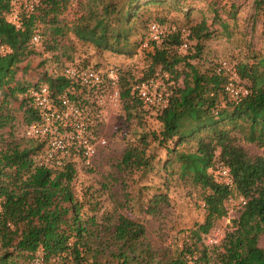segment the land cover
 I'll return each instance as SVG.
<instances>
[{"label":"trees","instance_id":"16d2710c","mask_svg":"<svg viewBox=\"0 0 264 264\" xmlns=\"http://www.w3.org/2000/svg\"><path fill=\"white\" fill-rule=\"evenodd\" d=\"M49 1L40 0L37 10ZM166 3L164 0H125L123 3L85 0L82 6L84 15L71 25L70 32L76 40L90 43L98 52L130 55L127 49L130 31L139 21L141 10L149 4ZM255 8L264 12V0H255ZM11 12V0H0V47L8 49L5 53L0 52V91L12 76L14 68L24 60V46L35 19L33 14L30 15L22 27L16 29L6 20ZM215 21L221 29L217 35L230 38L232 29L229 21H223L219 15H215ZM151 24L160 25L151 22L146 25L147 30ZM186 30L189 31L188 36L181 34L180 30L165 31L166 36L160 45L149 43L150 46L144 49L148 50L147 72L153 74L159 67L168 76V104L161 111L151 110L159 125L158 130L143 129L137 144L126 147L118 168L129 174L152 170L155 155L147 152L152 144L161 147L165 151V160L157 161L160 165L158 170L175 174L201 190L205 218L202 224L194 225V230L201 234H207L215 220L226 216V202L234 194L242 198L245 203L238 217L232 219L230 230L224 234L220 244L210 251V255L206 248L203 257L192 243H184L169 257H158L145 240L142 224L122 214L116 215L113 224L111 216L103 217L100 223L94 216L83 221L80 217L81 205L74 202L67 192V201L74 213L73 226L55 230L54 226L47 225L40 237L37 236L40 231L29 233L22 248L34 254L37 246L42 244L43 261L56 257L58 264H109L107 260H101L103 256L111 258L116 264H264V250L258 246L260 236L264 235V156H250L242 146L246 143L257 148L264 147V53H253L246 61H239L233 67L239 85L248 91L235 104L224 91L227 77L217 71L219 64L200 71L191 63L198 58V49L195 54L187 56L177 52L185 42L188 47V42L194 37L210 36V33H203L201 26ZM76 65L100 69L98 64L91 65L87 61ZM118 74L119 98L123 100L127 119L138 118L141 126L140 118L144 117L145 109L133 91V84L128 85L120 77L119 69ZM44 83L55 93H61L70 86L66 79L60 77L50 83H34L26 90ZM30 112L27 125L36 119L33 109ZM35 152L33 148L31 154ZM12 155L16 157L0 154V196L4 198L1 218L3 214L12 213L9 204H14L15 199L18 201L14 191L2 181V162L17 159L20 153L13 152ZM216 162L229 170L232 188L216 181L214 174L209 172ZM51 173H54L53 170L38 168L37 172L29 175L23 191L25 196L30 191H37L38 214L42 211L38 212L39 207L44 206L47 200V194L41 191L42 182ZM58 173L70 182L74 175L72 164L68 162ZM124 196L128 198L127 194ZM149 204L147 212L155 214L160 205L169 204L168 197L156 193ZM61 214L62 210L53 209L48 216L55 219ZM0 264L18 263L9 252H3L0 253Z\"/></svg>","mask_w":264,"mask_h":264},{"label":"rangeland","instance_id":"374dc122","mask_svg":"<svg viewBox=\"0 0 264 264\" xmlns=\"http://www.w3.org/2000/svg\"><path fill=\"white\" fill-rule=\"evenodd\" d=\"M84 1L50 0L35 11L29 39L24 46V60L14 68L12 76L0 91V154L14 158L13 152L20 153L19 158L2 162V181L14 191L18 201L15 199L14 204H9L12 213L7 212L0 217V253L9 252L18 264H34L35 257H44L42 244L37 246L34 254L22 248V245L29 233L40 231L37 235L40 237L47 225L54 226L55 230L73 226L74 213L66 197L69 192L73 201L81 205L80 217L83 221L94 216L100 223L103 217L111 216L113 224L116 215L122 214L142 224L145 240L158 257H169L184 243H192L201 257L206 248L210 255V251L219 245L211 240L220 238L221 242L224 234L230 230L232 219L238 217L242 208L241 198L234 194L226 202V216L215 220L207 234H201L194 230V225L202 224L205 218L201 190L175 174L158 170L160 165L157 161L165 160V151L161 147L152 144L147 152L155 155L152 170L133 174L120 171L118 165L126 147L137 144L143 129L158 130L159 127L151 109L147 110L144 106L145 115L140 118L141 126L137 122L138 118L127 119L121 98L113 105L107 96H103L101 105L94 106V131L106 141V145L99 148L92 166H86L78 157L69 162L74 169L70 182L61 178L58 173L60 170H53L54 173L43 180L41 191L47 194V200L44 206L39 207L38 212L42 211L38 214L37 191H30L26 196L23 194L29 175L39 168L31 154L33 148H38L37 141L25 135L32 109L26 89L40 81L50 83L52 79L62 78L66 66L87 61L91 65L98 64L103 71L109 67L119 69L120 77L128 85L154 78L163 91L169 88L168 76H156L159 67L153 74L147 72L148 50L144 49L150 44L145 48L142 45L148 41L149 23H159L167 33L194 26L203 27L205 34L210 33V36L203 38L194 37L188 42L187 48L177 50L181 56H187L195 54L198 49V58L191 63L203 71L222 61L234 67L253 53H264V12L255 8V0H164L168 4H149L141 10L139 21L130 31L127 49L131 54L124 55L98 52L90 43L74 38L70 28L83 17ZM105 1L123 3L125 0ZM215 15H219L223 21H229L232 29L230 38L217 35L221 29L215 21ZM230 18L234 20L230 21ZM27 19L23 17L22 23ZM6 20L11 24L10 15ZM35 34L40 36L38 43L32 42ZM242 146L250 156H264V147L257 148L246 143H242ZM220 166L216 162L209 172L215 175ZM156 193L166 194L169 204L160 205L157 212L151 214L147 208ZM125 194L128 198H125ZM3 201V196H0V214ZM53 209L62 210L63 215L49 218ZM258 246L264 250V235L260 236ZM101 260L116 264L105 256ZM42 264H58L57 258L51 257Z\"/></svg>","mask_w":264,"mask_h":264},{"label":"built area","instance_id":"2783aa9c","mask_svg":"<svg viewBox=\"0 0 264 264\" xmlns=\"http://www.w3.org/2000/svg\"><path fill=\"white\" fill-rule=\"evenodd\" d=\"M11 4L10 23L16 29H20L23 17L29 18L34 14L40 0H11ZM180 33L184 36L189 35L186 29H181ZM165 36L166 33L160 25L151 24L148 29V41L142 46L145 48L149 43L160 45ZM39 41L38 34L32 36L33 43ZM185 48L186 42L179 49ZM7 51L6 47H0V52ZM217 71L227 77L224 91L233 103H238L248 94L246 88L237 84L235 70L229 63L222 61ZM161 75L167 74L159 69L156 76ZM62 78L66 79L70 86L61 93L53 92L45 83L31 87L27 91L36 118L25 129L26 137L37 141L34 163L39 168L54 171H61L68 162L77 157L86 166L93 165L99 148L106 145V141L94 131L93 120L96 119L92 116L95 113L94 106L101 105L103 96H107L113 105L119 101V74L115 67L103 71L94 67L68 65L62 71ZM132 88L144 108L153 111L166 108L169 90L162 91L154 78L138 81ZM214 176L216 181L232 188V178L227 168L221 165ZM244 203L241 198V204ZM211 242L220 244V238H214ZM33 263L42 264L43 257H35Z\"/></svg>","mask_w":264,"mask_h":264}]
</instances>
